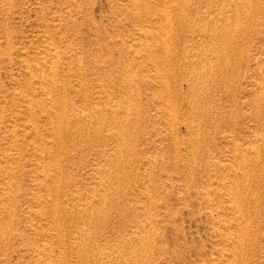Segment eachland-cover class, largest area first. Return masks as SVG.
<instances>
[{
	"label": "rangeland",
	"instance_id": "obj_1",
	"mask_svg": "<svg viewBox=\"0 0 264 264\" xmlns=\"http://www.w3.org/2000/svg\"><path fill=\"white\" fill-rule=\"evenodd\" d=\"M0 264H264V0H0Z\"/></svg>",
	"mask_w": 264,
	"mask_h": 264
},
{
	"label": "bare ground",
	"instance_id": "obj_2",
	"mask_svg": "<svg viewBox=\"0 0 264 264\" xmlns=\"http://www.w3.org/2000/svg\"><path fill=\"white\" fill-rule=\"evenodd\" d=\"M169 16V15H168ZM173 20V19H172ZM182 26H183V24H182ZM174 27H175V25H174ZM175 29V28H174ZM175 31V30H174ZM168 33H170V32H168ZM176 34V33H175ZM168 37V36H167ZM170 37V36H169ZM166 38V37H165ZM170 39V38H169ZM161 43V42H160ZM166 43V42H165ZM164 42H163V44H165ZM169 44H170V42H169ZM167 48V47H166ZM169 48V47H168ZM248 235V234H247Z\"/></svg>",
	"mask_w": 264,
	"mask_h": 264
}]
</instances>
